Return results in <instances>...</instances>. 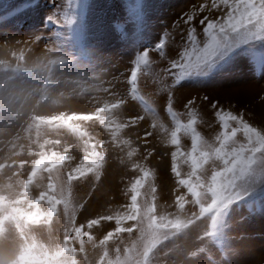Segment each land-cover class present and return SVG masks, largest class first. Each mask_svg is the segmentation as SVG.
<instances>
[{
    "label": "rangeland",
    "instance_id": "374dc122",
    "mask_svg": "<svg viewBox=\"0 0 264 264\" xmlns=\"http://www.w3.org/2000/svg\"><path fill=\"white\" fill-rule=\"evenodd\" d=\"M136 2L0 0V174L9 170L8 176H0V224L23 218L25 223L42 225L47 220L50 236L62 241V247L49 254L50 264H264V154L249 153L242 172L229 177L223 188L213 182L220 169H213L209 181H202L185 157H178L180 173L175 175L172 152L177 146L170 143V133L176 122L167 111L169 95L181 122L187 123L189 112L195 111L194 127L213 146H218L217 138L224 131L216 117L218 110L231 112L264 133V125L246 120L242 106L230 97L239 82L249 78L258 83L264 72L247 56H238L208 78L174 84L168 70L188 46L189 30L195 28L203 41L207 21L204 25L200 21L206 16L216 19L227 9H211L212 0H139L142 16L137 21L130 13ZM189 15L193 19L185 23ZM161 40L165 47L158 50ZM146 50L150 67L138 73L137 91L165 122L171 149L163 175L174 184L168 192L179 196L173 199L164 193L169 195L162 200L159 214L154 178L156 166L166 160L141 165L133 157L121 156L116 161L123 168L118 188L125 185L120 193L126 217L117 221V216H110L111 205L106 203L112 201L111 194L100 206L108 209V215L94 206L80 224L76 217L103 175L98 139L105 137L114 153L119 145L116 139L122 127L117 117L124 97L153 118L133 99L129 83L137 55ZM112 79L123 84L122 94L109 84ZM189 86L201 94L181 97L179 105L177 89ZM257 98L263 100L264 92ZM237 126L230 122L228 131ZM235 139L247 144L242 131ZM180 140L181 151L191 152V135L181 132ZM74 151L83 154L82 164L79 160L68 164L67 157ZM89 178L93 180L86 190L83 184ZM136 223L141 225V235L135 231ZM186 227L192 230L190 236Z\"/></svg>",
    "mask_w": 264,
    "mask_h": 264
},
{
    "label": "snow or ice",
    "instance_id": "6c2138e0",
    "mask_svg": "<svg viewBox=\"0 0 264 264\" xmlns=\"http://www.w3.org/2000/svg\"><path fill=\"white\" fill-rule=\"evenodd\" d=\"M223 6L227 11L216 19L204 17L200 21L202 25L207 21L203 29L205 39L199 40L195 28H191L187 37V47L184 48L180 59L173 61L169 73L174 77V84H180L187 79H205L216 72L222 71L238 56H247L255 68L264 72V0H212L211 9H219ZM141 3L139 0L130 7V13L137 21L141 19ZM204 5L201 6L203 10ZM192 15L187 17L185 23H190ZM165 47L161 40L156 45L158 50ZM150 67L149 52L146 50L138 54L135 60V68L131 71L129 83L131 85L133 99L139 100L147 112L151 113L154 120L158 121L155 109L143 96L138 94V73L147 71ZM175 70V71H172ZM207 100V97H204ZM171 95H169L168 113L176 122V127L170 133V143L177 146L172 152L175 175L180 173L177 166L178 157H185V163L191 164V171L198 174L210 161L219 162L222 170H218L213 182L217 187L223 188L229 177H235L237 172H242L244 161L249 153L264 154V133L257 128L245 123L241 117L218 110L216 117L222 123L224 131L218 137V146H213L206 141L196 130L197 113L189 112V121L183 123L177 117L171 107ZM192 102L190 101L189 104ZM216 108V104H212ZM230 122H236L237 127H232L229 132ZM153 127L167 133L162 123H154ZM243 132L247 144L239 143L235 139L238 133ZM190 134L192 140L191 152L183 153L180 150V133ZM238 145V146H237ZM180 183L188 184L191 181L182 180Z\"/></svg>",
    "mask_w": 264,
    "mask_h": 264
},
{
    "label": "bare ground",
    "instance_id": "6f19581e",
    "mask_svg": "<svg viewBox=\"0 0 264 264\" xmlns=\"http://www.w3.org/2000/svg\"><path fill=\"white\" fill-rule=\"evenodd\" d=\"M183 3H184V5H187L188 1H186V2L183 1ZM173 17H175V15ZM34 47L35 46H33V48ZM115 72H118V70L115 71ZM260 82H263V84L262 85L259 84ZM260 82L256 83V82H254V80L250 81L249 78H245L244 81L239 82L236 85V87L232 89L234 91L233 92L231 91L232 93L230 94V97H232V101L234 102V104L236 106L237 105L238 106H242V108L244 110L243 111L244 118L246 120H248V121H249V119H251V121L254 123L253 125H255V126H258V125H262L263 126L264 125V98H263V100L256 101V98L258 97V95L261 92H264V79L261 80ZM109 84H111V86L113 88H115V91H117V93H119V94L123 93V87H122L123 84L121 85L120 83L114 81L113 79L111 80V83H109ZM176 93H177L176 95H178V97H179L178 100H177V103L179 105H180L181 97L184 98V96L189 95V94L191 95L192 93L201 94L199 92V90L196 89L194 86L180 87L179 89H177ZM207 93L208 92H206V94ZM123 96H127V95L124 94ZM176 98H177V96H176ZM46 101H48V100H46ZM123 101H125V102H124L123 106H121L120 109L118 110L119 111V116L117 117L118 118V123L117 124H120V127H122L121 130L119 131L120 134H119V136L116 139V142L119 144L116 147V150H115V152L117 154L114 153V151H112V150H110L108 148V140L105 137H102V138L98 139L99 144L102 146V149L99 150V151L100 152L102 151L101 153L103 154V156L101 158L102 159L101 162H102L103 175L101 176L100 180L98 182H96L95 190L92 192L91 196L86 201V204H85V206H83L82 211L76 217V220H78L80 222V224H81V222H85L86 219L88 217H90V215L92 213V209L91 208H93L94 206H95L94 207L95 209H99V211H100V209H101L100 206L104 207L102 205H105V203H104V199L105 198L104 197L107 196V195H111V194L113 195L112 201L106 203L107 205L108 204L111 205V209L109 210V212L111 214L110 216H112V217L113 216H117V217H115V218H117V221L119 220L118 217H123V216L126 217L125 216L126 211H127L125 209L126 205L123 207V199H122V196H121V193H120L121 191L125 190V188H124L125 185H124L123 188L121 187L122 190H119V188H118L119 187L118 186V179L121 178V174L123 172V168L119 164H117V162H118L117 160L122 158L121 156H123V157L127 156V157H129L131 159L133 157L138 162H142L141 165L145 164L143 162H146L147 160H152L155 164H156V162L154 160H156V159H161L163 161L166 160V162L162 163V165H161V163H158V165L156 166L157 167V173H156V176L154 178V180L158 184V189H157L156 195H155V198L157 199V197H158V200H159V203H157V206H158V209H159L158 213L161 210H163V209L160 208V207H162V205H164V204H161L162 200L167 198L166 195L169 193L168 191H170L171 187L174 185V184L173 185L171 184V180H170V178H169V176L167 174L163 175V168H165L164 164H165V166L167 165L166 164L167 163V155H168L169 149H171V146H170L169 141H168L167 133H166V136H165V135H163V134H165L164 131L162 132V130H160L158 127H153L154 123H162L164 126H166L164 120L161 119V118H158V121L154 120L153 118H151L150 115L144 113L140 108H138L136 106V104L129 97H124ZM42 108L43 107H41V109ZM77 120H79V119H77ZM19 123L21 124L20 120H19ZM117 126H119V125H117ZM164 139H166V140H164ZM26 141H27V139H26ZM17 142H19V141H17ZM121 149H123V150H121ZM180 150H182V149H180ZM121 152H123V154ZM125 152H127V154H125ZM81 155H83L81 153V151H74L73 154H69V156L67 155L68 156L67 157L68 158V164H72V163H74V162H76L78 160H79V163L82 164L81 160H83V157ZM121 161H123V160H121ZM178 161H183V160H182V158H180ZM74 165H75V163H74ZM213 169L214 170H218V169L221 170L222 169L221 165L219 164V162H213V163L211 162L210 168L208 169L209 171L207 169H204L201 172H198V174H197L199 176L198 178L202 179V181H209L208 177L210 176V174H212V173L214 174V172H211ZM8 173H9L8 169H3V172L0 174V176H2V177L3 176L4 177L8 176ZM19 174L17 176H19ZM93 178L92 179L89 178L83 184V186L85 187L86 190L88 188L87 185L89 184V182L91 180H93ZM120 180L121 181H119V182L122 184L123 183L122 178ZM173 188H174V186L172 187V189ZM175 189H174V193L177 192ZM80 190H82V189H80ZM166 192H168V193L165 195L164 193H166ZM87 193H86V195H87ZM182 193H180L181 194V199H182ZM176 194H178V193H176ZM175 195H173V194L171 195L170 194L171 197L175 196ZM185 195L186 194H184V196ZM178 196H179V194H178ZM172 198L176 199L177 196L176 197H172ZM183 200H184V198L182 199V201ZM173 202H171V203H173ZM96 206L99 207V208H96ZM165 208H167V207L165 206ZM102 209H104V211ZM102 209H101L102 210L101 213L102 212L104 213V212H106L108 210V209H105V208H102ZM27 210H28V208H27ZM178 210H180V209H178ZM95 211H98V210H94V212ZM141 212L143 213V211H141ZM162 212H164V211H162ZM175 212L177 214V211H174V213ZM105 214L108 215L107 212ZM166 214H167V212H166ZM99 215H97V216H99ZM178 215H179V213H178ZM178 215H176V216L179 218ZM30 216H32V215H30ZM170 217H171V215H170ZM172 217H173V215H172ZM177 217H176V219L178 220ZM183 217L185 218V216H183ZM139 218H141V217H139ZM181 219H183V218H181ZM171 220H172V218H171ZM174 220H172V221H174ZM183 221H185V220H183ZM87 222H89V221H87ZM87 222H86V224H88ZM96 222H97V224H100V221H96ZM168 222H171V221H168ZM115 223H117V222H115ZM178 223H179V220H178ZM181 223L183 224L182 220H181ZM184 223H186V222H184ZM94 226L96 227V225H94ZM87 228H88V226H87ZM186 228H189V227H186ZM141 229H142L141 225L137 224V227L135 229L136 233L141 235L142 234L141 233ZM191 231H192L191 228H189L186 231V232H188L189 236L191 235ZM259 261L261 263V260H259ZM262 261H264V259ZM77 263H78V261H77Z\"/></svg>",
    "mask_w": 264,
    "mask_h": 264
},
{
    "label": "clouds",
    "instance_id": "9594fccd",
    "mask_svg": "<svg viewBox=\"0 0 264 264\" xmlns=\"http://www.w3.org/2000/svg\"><path fill=\"white\" fill-rule=\"evenodd\" d=\"M50 233L47 220L42 225L25 223L23 218L0 224V264H50L49 254L62 247L60 237Z\"/></svg>",
    "mask_w": 264,
    "mask_h": 264
}]
</instances>
